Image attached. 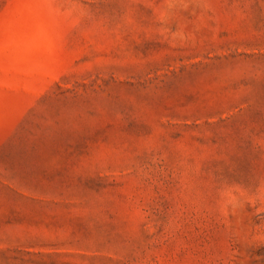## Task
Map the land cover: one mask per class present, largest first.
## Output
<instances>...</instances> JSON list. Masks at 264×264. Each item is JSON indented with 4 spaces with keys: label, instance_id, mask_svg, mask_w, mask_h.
Here are the masks:
<instances>
[{
    "label": "rangeland",
    "instance_id": "rangeland-1",
    "mask_svg": "<svg viewBox=\"0 0 264 264\" xmlns=\"http://www.w3.org/2000/svg\"><path fill=\"white\" fill-rule=\"evenodd\" d=\"M0 264H264V0H0Z\"/></svg>",
    "mask_w": 264,
    "mask_h": 264
}]
</instances>
